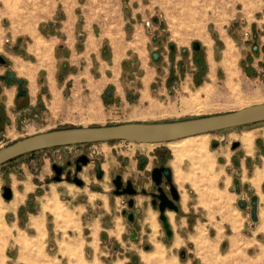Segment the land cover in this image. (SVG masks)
<instances>
[{"label": "rangeland", "instance_id": "obj_1", "mask_svg": "<svg viewBox=\"0 0 264 264\" xmlns=\"http://www.w3.org/2000/svg\"><path fill=\"white\" fill-rule=\"evenodd\" d=\"M220 4L224 5L222 13H225L221 16ZM242 5L245 15L241 10ZM230 13L234 17L226 27V35L219 34L215 28L217 19L227 18ZM131 14L137 15V21L144 27L148 39V47L139 51V58L136 52L128 51V58L121 60L123 52L118 51L114 54L116 60L111 64L112 51L106 48L101 52L102 60L96 61L92 57L89 67L84 61L75 67L62 57L68 54L66 48L52 44L50 68H42L38 60L31 70L40 93L46 92L45 102L51 98L48 109L43 107L46 120L37 122L33 128L14 132L9 137L1 136L0 139H4L0 141V147L22 137L56 128L116 124L124 118L144 122L179 120L264 102V56L261 55L264 53V45H261L264 44V0H0V55L6 64L8 60L5 55L9 54L34 60L32 51L29 48L26 50L27 42H30L27 32L55 33L62 39L59 28L63 26L77 32L85 24L99 36L113 38L123 29L128 32L133 30ZM141 16L144 20L140 19ZM214 19L217 22L214 23ZM198 28L210 41H214V50L208 54L202 45L206 38L198 33ZM194 42L198 43V48L193 46ZM254 46L259 47V55L252 50ZM228 48L229 62L225 64L224 55ZM155 52L156 58L153 56ZM7 66L0 65V72L9 68L14 73L12 67ZM82 66L85 69L82 70ZM105 71L108 77L103 79ZM48 73L54 81L51 85L47 81ZM118 73L121 81L116 80ZM146 73L150 82L146 84L148 90L144 91L141 78ZM112 80L118 83L111 84L109 81ZM118 84L126 96L122 101L114 93V87ZM49 87L53 91L52 96L48 93ZM125 105L135 107L140 113L109 116L113 107L120 109ZM125 109V112L129 111ZM260 126H264V121L206 134L210 164L204 174L199 169L192 174L201 188L209 184L216 193L202 202L187 178L179 180L183 190L191 197L189 203H195L193 207L189 205L188 214L199 226H190L188 218L183 219L185 226H178L179 222H175L176 235L167 241L162 227L157 225L152 229V239L159 242L160 253L145 250L143 243H139L133 247L146 256L140 260L134 248L127 249L123 253L127 256L123 264H264V220L261 223L253 222L251 206L241 207L238 203L240 199L249 200L254 192V183L249 180L250 165L257 160L255 156L244 160L240 153L232 158L230 155L233 150L231 144L237 141L240 145L244 141L242 131L250 132L253 143L261 145L260 133L263 128ZM213 142L219 147L216 148ZM159 151L169 157L172 165L174 156L167 143L115 140L38 150L0 166V200L12 205L15 196L23 193L15 206L4 212L5 223L11 229L1 251L0 264L57 263V260H48L47 254L53 256L55 249L49 248L52 245L45 243L44 237L39 256L30 249H23L15 240L20 235L33 234L32 229L25 226L29 223L28 203L36 204L37 208L40 204L43 206L45 198L49 196L46 191L50 188L53 192L59 191V200L73 198V204L85 196V191H91V185L100 184L109 192L112 188L110 177L116 168L106 169L105 179L100 183L93 174H89L94 163L107 159L120 165L139 156H145L150 161ZM234 151L237 153L242 149L237 147ZM219 152L225 153L229 159L230 169H225L226 158L217 155ZM83 153L92 160L81 171L86 181L84 188L54 181L51 186L46 185V179L53 173L52 164ZM239 162H244L243 173L235 167ZM189 170L190 162L184 159L181 172L188 173ZM35 174L42 179L38 184ZM233 175L239 182V193L234 190ZM208 177L211 178L210 183ZM28 181H34L37 186L30 185ZM4 186L12 189L10 199L3 197ZM255 186L259 193L263 192L264 180L261 187ZM24 187H27L26 192L22 191ZM261 201V206H264V196H261ZM21 209L25 210L23 219L18 216ZM172 216L173 213H170ZM261 216H264V210ZM76 252L78 248L73 250V254ZM69 264H73V260ZM79 264L89 263L84 260Z\"/></svg>", "mask_w": 264, "mask_h": 264}, {"label": "crops", "instance_id": "obj_2", "mask_svg": "<svg viewBox=\"0 0 264 264\" xmlns=\"http://www.w3.org/2000/svg\"><path fill=\"white\" fill-rule=\"evenodd\" d=\"M219 6V15L221 16V14H225L222 13L224 5L220 4ZM241 10L243 12V5ZM225 12L227 13V9ZM233 17V13H230L227 18L220 17L217 19L218 23L216 24L215 28L219 34L226 35V27L231 22ZM130 18L134 21L132 24L133 30L128 32L123 29L121 33L113 38H104L103 36H99V34L95 33L92 27L85 26V24L82 25L77 32L73 28H67V26L59 28V31L61 32L59 35L62 37V39L58 38L57 34L55 33L43 34L39 31H33L30 33L27 32L28 36L30 37V42L26 41V50L27 48H29L32 51L35 61L25 60L24 57L19 55H5L8 60V64L12 67V70L14 71L16 76L20 77L24 81L25 93L24 95L19 96L17 86L15 84L0 82V137H9L14 132L33 128L36 126L37 122L46 120L47 116H45V109H43V107L48 109V106L51 103V98L46 99L45 102L44 97L46 92H43V94L40 93L39 87H36L35 85L36 80L34 79V74H32L31 70L32 68H34V64L38 60L40 61L39 66L45 69L46 67L50 68V48H52V44L54 45L55 43L57 47L64 46L68 51V54L62 57L64 59H68L70 61V64H74L75 67H77L79 62L82 61L86 63V66L88 63L89 67L92 57L96 61L102 60L101 52L106 51V48L112 51V56H110L111 64L114 59L116 60L114 54L118 51L123 52L120 57L121 60L125 57L128 58V51L136 52V56L139 58V51H144L148 47V39L145 36L146 33H144V27L140 26V23L137 21V15L131 14ZM140 19L144 20L143 16H141ZM213 22L215 23L217 21H215L214 19ZM144 23L145 22H143V24ZM139 26L141 28H139ZM140 29H142V32L140 31ZM197 31L200 35L204 34L202 29L198 28ZM204 37L206 38V42L202 43V45L204 46L205 52L208 54L214 50V41H210L209 37L205 34ZM260 38L261 37H259V39ZM261 45L264 44L262 43ZM252 50L259 55V47H257L256 49L252 47ZM261 55L264 56V53ZM258 60H260L259 56ZM106 68L110 67H105V69ZM83 69H85L84 66H82V70ZM104 74L105 77L103 79H106L108 77L106 75V71L104 72ZM118 74L119 78H117L116 80L121 81L120 73ZM47 77V81L49 82V84H53L54 81L52 82L50 73H48ZM141 80L142 82H144V91H147L148 89L146 87V84L150 82L148 81L147 73L141 78ZM109 82H111V84L118 83L115 82V80ZM122 90L123 88L120 87L119 84L114 87V93L118 95L120 101L126 99L125 94H122ZM52 92V89L49 87L48 93L50 94V96H52ZM59 94H61V92H59ZM127 105L120 109H116L115 107H113L110 110L109 116L119 117L128 114L140 113L135 107H128ZM60 106H62V104H60ZM125 108H128L129 111L125 112ZM130 121L144 122L145 120L124 118L117 123ZM260 128H263L262 132L260 133V138H262L261 145L254 144L252 141V143L247 147L245 142L241 141L238 147H240L242 151L236 153L234 151L235 149L232 148L233 150L230 153L231 158L234 156H238L239 153L242 154V158L244 160H247L248 157L249 159L254 158V156L256 157L257 161L253 162L250 165L251 177L249 180H251L252 183V178L256 174L262 175V178L258 184L259 187H261V184L264 180V126H260ZM246 132L248 131H242L241 134L243 135ZM3 139L4 138H1L0 141H2ZM217 147L219 146H216V148ZM217 155L225 156L226 159L224 160V167L225 169H230V166H228L229 159L226 157L225 153L219 152ZM136 162V159H128L123 161L120 165H117L115 161L106 159L105 162L101 163V167L104 169V177L102 180L105 179L106 169H112L114 167L116 168V170L122 169L124 177H129L131 175L137 176L139 173H142L143 170L138 169ZM169 164L171 165L170 161ZM105 165L106 167H104ZM0 166H3V164ZM171 167L174 173V180L178 185L181 196L180 210L178 212L171 211L168 213L170 219L169 223L173 231L172 238H174V236L176 235L175 222H179L178 226H185L186 221H184L183 219L186 220L188 218L187 220L191 222L190 226H193V228L198 227L199 225L197 222H195L196 220L193 221V217H190L188 214L189 205L193 207L195 203H192L193 201L189 203L191 197H189L188 193L185 192L186 190H183V187H181V183H179V180H181V178H176L173 164L171 165ZM235 167L241 173H243L242 169H244V162H239ZM146 168H149V165H147ZM234 173H236L235 170ZM34 177H36L38 180L37 184L42 181L38 174H35ZM235 181L239 183L237 177L233 175V183ZM33 182L34 181H28L30 185L37 186V184ZM45 182L46 185L51 186V182L53 181L49 183L47 181ZM60 183H66L67 185H70V183H67L65 181L59 182L58 184ZM252 188L254 189L253 195L256 196V210L254 215L251 214V219L255 223H261L262 220H264V216H261V212L264 210V206H261V196H264V191H261V193H259L254 184ZM26 190L27 189H25V187L22 189V191L24 192H26ZM236 192L238 193V191ZM46 194L49 196H52L53 194L59 196L60 193L59 191L53 192L50 188V190L46 191ZM34 199H36V197H34ZM123 199L124 196L116 195L115 193H112L111 190L107 192L104 187H102L100 184H97L95 187L91 188L90 192L85 191V196H82L80 198V201L76 202L75 204H73V198H63V200H60L62 202V206H60L57 212L52 209H43L42 204H40L39 208H37L36 204H33L32 211H29L27 209V211H29L27 219L29 223L25 226L31 228L33 233L31 236H35L36 234H38V230L37 227L33 224L32 219L35 217L42 219L43 223L41 231L43 233L44 242L51 243L52 246H50L49 248L55 249L53 256L51 254H47V258L48 260H57L56 264H69L71 260H73V264H79L81 262H84V260L89 264H123V261L127 259V256H125L123 253L127 252V249L131 248H134V252L139 255V258L141 260L143 259V256H146V254L137 251V247L133 246L139 243H143L145 250L152 249L150 251L155 253L156 246L159 245V242L153 241L152 229L154 225L161 226V224L157 220V212L154 211V209L149 204L146 205V207H142L143 201L145 200V197L142 194H138L135 196L136 201L134 204V208L139 211V215H136V221L133 224H130L121 213V211L126 207L123 203ZM170 213H173L172 218L170 217ZM153 223L154 225L152 227ZM132 227H134L137 232V237L134 240L129 236ZM27 235L29 236V234ZM146 245L148 246V248H145ZM77 248L78 252L73 254V250H76ZM128 255H130V253Z\"/></svg>", "mask_w": 264, "mask_h": 264}, {"label": "water", "instance_id": "obj_3", "mask_svg": "<svg viewBox=\"0 0 264 264\" xmlns=\"http://www.w3.org/2000/svg\"><path fill=\"white\" fill-rule=\"evenodd\" d=\"M193 46L198 48L199 45L197 42H194ZM254 49H256V46H254ZM153 56L156 58L157 53H153ZM3 61L4 59L0 55V62ZM7 74L14 76L11 71H8ZM15 80L19 83V92L22 93L23 89L20 85L22 79L15 77ZM263 121L264 102H260L228 112L179 120L154 122L130 121L108 125L74 126L52 129L22 137L0 147V165L21 155L52 147L115 140L135 143H167L190 136L207 134L218 130L245 126ZM213 144H215V142H213ZM235 144H237V142ZM85 158L86 156L83 155L80 157V160L85 162ZM52 168L56 173L54 178L59 179L61 166L54 163L52 164ZM97 171V176L99 177L101 170L98 169ZM160 171H163L167 179L171 180L170 167L161 166L159 168H154L152 171V179L155 184H159L160 182L158 178ZM74 180L78 185L82 184V181L78 177H75ZM112 182L114 185L113 192L115 194L127 196L126 203L129 210L124 208L121 213L126 216L130 224H133L135 217L132 210L134 205L132 195L136 194L138 191L133 187L131 180H127L125 185H123L122 176L120 174L116 175ZM142 191L144 192V190ZM152 194L154 195V193ZM171 194L173 200L177 199L176 188L172 183ZM11 196V188L9 186H4L3 197L10 199ZM172 199L166 200L165 198H162V202H160L158 206V216L161 221V227L168 241L172 239L173 231L164 211L166 206L172 210H177V206L173 203ZM166 203L168 205H166ZM253 204L256 205V196L254 195ZM153 205L155 206L154 201ZM255 210L254 206L251 209L252 215L255 214ZM129 236L133 240L136 239L137 232L134 227L131 228ZM145 248H148V246L146 245Z\"/></svg>", "mask_w": 264, "mask_h": 264}, {"label": "flooded vegetation", "instance_id": "obj_4", "mask_svg": "<svg viewBox=\"0 0 264 264\" xmlns=\"http://www.w3.org/2000/svg\"><path fill=\"white\" fill-rule=\"evenodd\" d=\"M0 65H4V66L6 65L7 66L8 64H6V62H4V63L0 62ZM8 71H10L9 68H4L3 72H0V82H7L8 81V83L15 84L17 86L18 95L19 96L24 95V93H25L24 81L23 80L21 81L20 85L23 89V92L20 93L19 89H18L19 83L15 80V77H17L16 74L13 73L14 76L8 75L7 74ZM18 78H20V77H18ZM236 142L237 141H234L231 144V147L233 149H236L239 146L238 142H237V144H235ZM214 145L216 146V142ZM83 155L86 156L85 162H82L80 160V157ZM136 161H137L136 163H137L138 169L143 170V172L139 173L137 176L131 175L129 177L128 176L124 177L122 169L116 170L110 177V182L112 185V188H111L112 193H114L113 192L114 191V185H113L112 180L116 177V175L120 174L122 176L123 185H125L127 180H131L133 187L136 188L138 191L136 194L132 195V197L134 199V204L136 201L135 196L138 194H142L145 197V200L143 201L142 207H146V205L149 204L154 209V211L157 212V220L161 224V221H160L159 216H158L159 215L158 206H159L160 202H162V198H165L166 200L172 199V194H171V183H172L174 185V187L176 188V192H177V199H175V200L172 199L173 203L177 206V210H172L166 206L165 211H164L166 216H167L168 221H170L168 213L171 211L178 212L180 210L181 196H180V191H179L178 185L176 184V182L174 180L173 169H172L171 165L169 164V161H170L169 157L165 153L159 151L156 155H154L153 159L150 161L145 156H139L138 159H136ZM91 162H92V160L89 158V156H87L84 153L79 154V155L75 156L74 158H67V159H65V161L57 164V165L61 166L60 178L59 179L54 178L56 176V173L53 169V173H52L51 177L47 178L46 181L48 183L51 181L58 182V183L65 181L67 183L75 184L78 187L83 188L86 185V181H85L84 177L81 175V171L84 168H86L88 165H90ZM147 165H149V168H146ZM161 166L170 167L171 180H168L165 173L163 171H160V174L158 175L160 182H159V184H155L154 180L152 179V171L154 168H159ZM98 169L101 170V174L99 177L97 176V173H98L97 170ZM89 174H93L95 179L101 181L104 177V169L101 167V162L97 161L96 163H94L93 166L91 167ZM75 177H78L82 181L81 185H78L75 182V180H74ZM96 185L97 184L91 185V188L95 187ZM142 190H144V192ZM234 190L238 191V193L240 192V188H239L237 181H235ZM152 193H154V195ZM122 196H124V195H122ZM128 197H130V196H128ZM126 199H127V196H124L123 203L126 206L125 208L128 209ZM153 201H154L155 206L153 205ZM238 203L241 207H248L250 205L251 208H253L255 206V204H253V194H251L249 196V200L240 199ZM32 205H33L32 203H28L27 209L29 211H32ZM166 205H168V204L166 203ZM132 210L134 212V217H135L134 222H135L136 221V215H139V211H137V209L134 208V205H133ZM18 215L20 218H23L24 210L21 209L18 212ZM124 217L126 218L125 215H124ZM126 220H127V218H126Z\"/></svg>", "mask_w": 264, "mask_h": 264}, {"label": "bare ground", "instance_id": "obj_5", "mask_svg": "<svg viewBox=\"0 0 264 264\" xmlns=\"http://www.w3.org/2000/svg\"><path fill=\"white\" fill-rule=\"evenodd\" d=\"M229 49L230 48H228L227 51L225 52V57H226L224 59L225 64H227L229 62V55H230ZM205 136H206V134H201V135L190 136V137H186V138L167 142V144L170 147L171 152L174 156V160L172 161V164H173V167H174L175 172H176V178L177 179H180L182 177L187 178L191 182V184H192L193 188L196 190V192H198L200 201H202V202L206 201L207 198H209L212 194L216 193V190H212L210 188L209 184L206 185V188H201L200 184H198V182L196 181L197 179L194 178V176L192 174V172L194 173L195 169H199L202 173L205 172L206 167L210 164L211 159H210V155L207 154L209 152V150L207 149V146H206ZM243 140H244L246 146L248 147L252 143L251 133L246 132ZM203 152H205V154ZM184 159H187L190 162V170L189 171L191 173L190 172H188V173L181 172V162ZM261 178H262V175L256 174L252 178V182L258 186ZM207 179L209 180V182L208 181L207 182L210 183L211 178L208 177ZM25 189H27V187H25ZM22 197H23V193L19 194V195L17 194L15 196L13 202H12V205H7L3 201L0 200V258H1V253H2L1 251L7 243L6 242L7 235L10 233V229H11L10 225L8 226L5 223L4 212L7 209L9 210V209L13 208L17 204V202L20 199H22ZM45 199H46V201H44V203H43V209H52L55 212H57L58 209L60 208V206H62V202L57 198L56 194H53L52 196H47ZM206 205L208 206V203H206ZM32 222L37 227L38 234H36L35 236H27V235L23 234V235L18 236L15 240L18 244H20V246L23 249H30L34 252V255L39 256L41 254L42 240H43V233L41 231L42 220L35 217L32 219ZM153 225H154V223L152 224V227H153ZM154 227H156V225H154ZM154 233H153V235H154ZM174 241L177 242L176 239ZM175 242H174V245L176 244ZM160 248H161V246L157 245L155 253H160ZM73 249H75V248H73ZM152 253H150V254H152ZM159 264H161V263H159ZM169 264H172V263H169Z\"/></svg>", "mask_w": 264, "mask_h": 264}, {"label": "trees", "instance_id": "obj_6", "mask_svg": "<svg viewBox=\"0 0 264 264\" xmlns=\"http://www.w3.org/2000/svg\"><path fill=\"white\" fill-rule=\"evenodd\" d=\"M203 66V65H202Z\"/></svg>", "mask_w": 264, "mask_h": 264}]
</instances>
